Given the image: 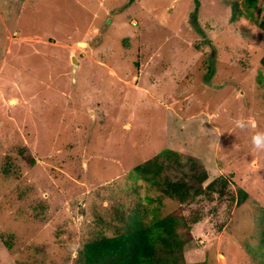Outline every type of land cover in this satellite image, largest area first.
Wrapping results in <instances>:
<instances>
[{
  "label": "rangeland",
  "instance_id": "rangeland-1",
  "mask_svg": "<svg viewBox=\"0 0 264 264\" xmlns=\"http://www.w3.org/2000/svg\"><path fill=\"white\" fill-rule=\"evenodd\" d=\"M263 5L0 0V264H76L137 208L180 219L187 264H264ZM155 157L228 194L163 196Z\"/></svg>",
  "mask_w": 264,
  "mask_h": 264
},
{
  "label": "trees",
  "instance_id": "trees-1",
  "mask_svg": "<svg viewBox=\"0 0 264 264\" xmlns=\"http://www.w3.org/2000/svg\"><path fill=\"white\" fill-rule=\"evenodd\" d=\"M231 5L234 20L238 9L237 2L234 1ZM262 10L264 15V5ZM261 27L264 28V18ZM260 62L264 68V56ZM169 153H172L173 157L177 156L176 153L170 151L163 152V154ZM158 159L159 157H155L137 165L134 167V172L143 179L151 181L163 196L180 203H191L202 193L208 195L209 198L214 193H217L219 197H225L228 194L229 181L225 177L214 179L202 189L199 185L208 178L205 172L195 174V183L190 185L167 181L161 177L162 166ZM238 195L241 199L247 197V194L240 189ZM197 221V218L193 219L192 224ZM179 227L178 217L155 215L153 218H148L146 210L137 208L126 217L120 230L113 236L98 235L85 243L76 264H187L184 262L185 242L179 236Z\"/></svg>",
  "mask_w": 264,
  "mask_h": 264
},
{
  "label": "clouds",
  "instance_id": "clouds-1",
  "mask_svg": "<svg viewBox=\"0 0 264 264\" xmlns=\"http://www.w3.org/2000/svg\"><path fill=\"white\" fill-rule=\"evenodd\" d=\"M237 124L239 127H244V124L242 121H237ZM252 142L255 147L264 148V134L257 133L255 136H253Z\"/></svg>",
  "mask_w": 264,
  "mask_h": 264
}]
</instances>
